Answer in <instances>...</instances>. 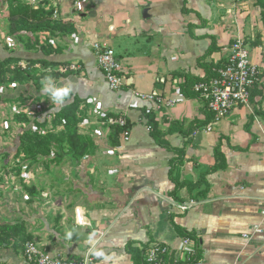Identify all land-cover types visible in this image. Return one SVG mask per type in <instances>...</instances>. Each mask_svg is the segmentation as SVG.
I'll use <instances>...</instances> for the list:
<instances>
[{
  "label": "crops",
  "instance_id": "crops-1",
  "mask_svg": "<svg viewBox=\"0 0 264 264\" xmlns=\"http://www.w3.org/2000/svg\"><path fill=\"white\" fill-rule=\"evenodd\" d=\"M34 10H54V21L77 30L41 33V44L58 54L24 50L18 57L47 59L43 73L74 86L89 118L80 131L87 150L77 163H52L10 224H23L26 237L65 259L83 258L95 233V247L110 259L93 255L94 264H139L133 252L159 244L177 253L180 231L199 244L202 264H264V21L256 0H47ZM238 37L247 39L261 81L249 104L216 121L181 85L187 77H213ZM96 43L121 62L125 85L117 92L98 66ZM150 111L163 140L184 152L174 171L178 155L152 137L144 116ZM109 118L130 128L116 145ZM171 123L181 130L169 134ZM190 200L198 204L177 209ZM256 226L262 231L245 239ZM21 250L4 248L0 264H29Z\"/></svg>",
  "mask_w": 264,
  "mask_h": 264
},
{
  "label": "trees",
  "instance_id": "trees-1",
  "mask_svg": "<svg viewBox=\"0 0 264 264\" xmlns=\"http://www.w3.org/2000/svg\"><path fill=\"white\" fill-rule=\"evenodd\" d=\"M256 2L262 10V20L264 21V0H256ZM44 3L45 2L43 1L42 4ZM10 5L12 8L11 29L13 32H25L34 34L36 36H39L41 33H50L54 35L56 33L74 34L77 32L75 26L73 25L61 24L54 21L52 19L54 10H50L48 12H45L43 10L37 11L31 9L30 7L22 6L18 3V0H13ZM17 14H19V16L21 17L15 19ZM213 50L214 48L211 46L210 52ZM26 51H36L37 53H42L44 56L49 57L53 54L60 53L61 50L53 48L52 45L48 43L41 44V41L37 37L32 45H27ZM22 61L26 62L28 64V67H26L25 69L18 68L16 71H14L15 77L13 80L18 83H24L33 80L34 78H36L37 72H39V74L40 72L43 73V70L48 69L51 65V62H49L47 59H26L9 55L0 61V79H3L2 70L10 65L18 64ZM37 65H40L42 69L36 68ZM223 67L224 66L216 68L213 77L209 76L205 79H191L187 77L186 82L181 85V92L184 97L198 98V94L194 92V86L198 83L209 82L217 76V71ZM43 74H45L43 75V78L50 76L47 73ZM80 102L81 100L73 98L72 96L70 102L66 103L57 111L50 113L52 117L51 123L54 128H57L58 125L64 126V131L60 133L51 132L44 134L42 132L49 124V116H46L49 110L44 111L32 121L26 116H23L21 119L24 123L27 124V127L19 131L18 150L16 153L17 156L23 154L28 160L32 161L38 160V158H50V160L54 162H60L65 158H70L73 162L77 163L78 159L84 156L87 150V145L78 135V126L82 122V120L78 116ZM144 116L147 120V126L150 129L152 137L159 143L161 147L166 148L171 152H175L178 155V157L171 162V166L174 171L176 167H179L184 163V152L171 147L167 141L163 140L165 135L161 133V131H159L155 113L150 111L145 113ZM112 128L113 130L111 134V142L113 145H116L119 142V135L130 130L128 123H126V126L124 128ZM180 130L181 128L177 124L171 123L168 133L173 134L175 132H179ZM53 150H59L60 152H63V155L59 156L57 154H54ZM25 233L26 229L23 224H6L0 226V247L10 248L14 246L15 249H22L21 251L23 252L24 244L20 245L16 242V239L21 237L22 240H26L25 242L33 241L30 237H26ZM180 235L183 238L188 237L181 231ZM196 245L197 247L199 246L198 243ZM147 250L141 252L140 255L138 252H133L134 254H136V257L140 259L139 264H143L144 254ZM202 258V251L199 250L197 251L196 257L189 262L174 263L173 259H169L168 264H197L202 262Z\"/></svg>",
  "mask_w": 264,
  "mask_h": 264
},
{
  "label": "rangeland",
  "instance_id": "rangeland-1",
  "mask_svg": "<svg viewBox=\"0 0 264 264\" xmlns=\"http://www.w3.org/2000/svg\"><path fill=\"white\" fill-rule=\"evenodd\" d=\"M11 1L13 0H0V61L9 55L18 57L19 53L26 50L28 44L32 45L37 37L39 40L41 37V34L36 36L30 33L12 31ZM43 1L47 2V0ZM43 1L21 0L20 3L24 7L34 9L41 5ZM20 17L17 14L15 19ZM26 67H28V64L24 61L10 65L2 70L3 79H0V226L10 224L11 220H16L15 215L18 214L22 205L27 203L26 198L32 196L35 190L37 192L34 184L41 181V176L49 173V166L54 163L50 158H38V160L32 161L28 160L23 154L17 156L19 131L27 127V124L21 118L26 116L32 121L44 111L49 110L46 114V116H49V124L42 132L47 134L64 131L63 125L54 128L51 123L50 113L53 105L50 97L42 94L41 91V81L44 80L43 75L45 74L37 72L36 78L24 83L13 80L15 77L14 71ZM82 107L80 104L78 115L82 120L78 126L80 137L81 132L87 130L83 125L89 120L86 116V110ZM53 151L54 154L63 155V152L59 150ZM33 203V201H30L29 205ZM11 248L15 249L14 246L9 249ZM3 251L4 248L0 247V252Z\"/></svg>",
  "mask_w": 264,
  "mask_h": 264
},
{
  "label": "built area",
  "instance_id": "built-area-1",
  "mask_svg": "<svg viewBox=\"0 0 264 264\" xmlns=\"http://www.w3.org/2000/svg\"><path fill=\"white\" fill-rule=\"evenodd\" d=\"M76 6L79 12L83 11L84 7L81 3H76ZM94 50L98 66L103 72L109 89L113 92L121 90L125 85V79L123 78L121 62L117 58L114 49L105 44L96 43ZM261 76V70L251 60L247 39L238 37L231 46L226 64L217 71V76L209 82L196 84L194 92L205 103L214 119L221 121L229 118L237 108L249 104L252 91L261 81ZM150 98L155 99V97ZM158 101L163 104L161 99H158ZM108 125L124 128L126 121L121 118H109ZM197 204V201L190 200L179 203L176 207L180 212L186 213ZM261 231L262 228L256 226L254 227V233L245 235L244 238L250 241L254 235L259 234ZM199 250H201L200 246L197 247L193 239L189 237L181 239V246L177 253L169 245H154L145 252L143 264H168L169 259H173L174 263L189 262L196 257ZM22 254L29 264H94L91 251L81 259H65L60 255L51 257L46 250L34 241L24 243ZM197 264H202V262Z\"/></svg>",
  "mask_w": 264,
  "mask_h": 264
},
{
  "label": "clouds",
  "instance_id": "clouds-1",
  "mask_svg": "<svg viewBox=\"0 0 264 264\" xmlns=\"http://www.w3.org/2000/svg\"><path fill=\"white\" fill-rule=\"evenodd\" d=\"M42 84V94L47 95L50 97V101L52 102L53 109L52 112L57 111L59 108L63 107L66 103L71 101V98L74 93V86L70 83L65 84L64 86H58L53 78L51 76H47L44 78V80L41 81ZM79 213L80 209H77V223L80 222L79 220ZM95 233H93L91 236L88 238V243L92 246L90 251L92 254L98 258L103 257L105 261L110 259L109 257L106 256V254L102 251L97 249L95 246L97 244V241L95 240ZM73 236V232L69 231L67 233L68 239H71Z\"/></svg>",
  "mask_w": 264,
  "mask_h": 264
}]
</instances>
